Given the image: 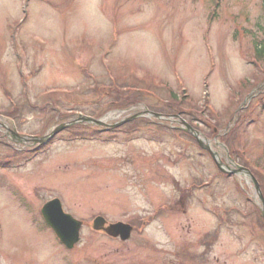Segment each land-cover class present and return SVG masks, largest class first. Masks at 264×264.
<instances>
[{
  "label": "rangeland",
  "instance_id": "rangeland-1",
  "mask_svg": "<svg viewBox=\"0 0 264 264\" xmlns=\"http://www.w3.org/2000/svg\"><path fill=\"white\" fill-rule=\"evenodd\" d=\"M253 34L264 38L260 0H0V264H264V206L250 176L231 174L248 159L264 192V61L250 59ZM129 85L149 91L129 115L160 114L133 130L117 118L126 108L110 105ZM169 91L181 113L164 112ZM205 97L204 120L195 111ZM79 114L123 123L99 134L78 123L81 137L58 132L23 159L36 144L20 137ZM187 126L223 147L222 174ZM53 197L83 222L72 250L39 216ZM96 215L131 224L130 238L94 228Z\"/></svg>",
  "mask_w": 264,
  "mask_h": 264
},
{
  "label": "trees",
  "instance_id": "trees-1",
  "mask_svg": "<svg viewBox=\"0 0 264 264\" xmlns=\"http://www.w3.org/2000/svg\"><path fill=\"white\" fill-rule=\"evenodd\" d=\"M262 5H263L262 6L263 15H264V0H263ZM252 43H253V53L254 54L251 55L250 59L254 60V62H252L253 64H256V65L259 64L260 65L262 63V61H264V38H258L255 34H253ZM246 83H243L242 85H246V87L250 86V88H251L252 84L248 81ZM140 90L141 89H137L136 85L125 86L124 92H122V93H121V90L119 87L116 89H113L114 93H116V94L112 95L113 98H110L111 107H113V108L114 107L115 108H125L126 106H130V105L135 104L137 101H141L140 97H141L143 92H141ZM168 93H169V96H168L169 98L167 100H165L168 103V104H166L167 105L166 107L168 109H170V108L171 109H170V111H168V110H165V111L162 110V111H164L165 113H168V112H180L181 113V110L178 109L179 103H180V101L178 99L179 96L177 94L173 93L172 91H169ZM183 97H185V96H183ZM168 100H170V103ZM204 105H205V107L200 106V108H198V111H195V112H196L198 118H202L205 120L207 102H205ZM158 111H161V110H158ZM8 114L11 115V113H8ZM207 114L211 116V113L209 111L207 112ZM138 122H140V121H133V122L129 123V128L133 129L134 127L137 126L136 124ZM207 122L209 124L211 123L210 118H208V117H207ZM213 125H216L215 122L213 123ZM77 131H79V130H77ZM177 132H180V131H177ZM187 136H188V134H187ZM189 137H190V135H189ZM224 137H227V136L225 135ZM230 138L229 139L227 138L229 140V142L225 138L228 145L231 144ZM217 171H218V173L222 174L219 170H217ZM252 173L257 178V175H258L257 172L252 171ZM257 179L259 180L260 184H262L263 180L261 179V177H259ZM182 192H183V197H184V195L187 193V190H182ZM258 221H259L260 225L264 226V222H263V219L261 218V216L258 218Z\"/></svg>",
  "mask_w": 264,
  "mask_h": 264
},
{
  "label": "water",
  "instance_id": "water-1",
  "mask_svg": "<svg viewBox=\"0 0 264 264\" xmlns=\"http://www.w3.org/2000/svg\"><path fill=\"white\" fill-rule=\"evenodd\" d=\"M95 123H100L98 120H93ZM200 146L204 147L201 141L195 134ZM205 148H208L205 146ZM42 215L46 222L53 228L60 241L68 248H71L78 240V232L81 223L74 220L71 216L64 214L61 210L60 203L57 199L52 200L42 208ZM104 223L102 218L94 220V228H100ZM131 226L123 223L111 224L106 229V232L111 236H120L122 240L127 239L130 235Z\"/></svg>",
  "mask_w": 264,
  "mask_h": 264
},
{
  "label": "bare ground",
  "instance_id": "bare-ground-1",
  "mask_svg": "<svg viewBox=\"0 0 264 264\" xmlns=\"http://www.w3.org/2000/svg\"><path fill=\"white\" fill-rule=\"evenodd\" d=\"M227 166H231V163L227 162Z\"/></svg>",
  "mask_w": 264,
  "mask_h": 264
}]
</instances>
